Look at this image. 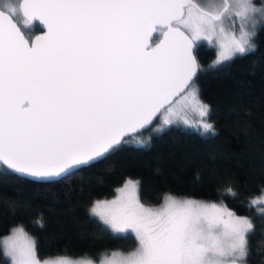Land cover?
<instances>
[{
    "label": "snow or ice",
    "instance_id": "6c2138e0",
    "mask_svg": "<svg viewBox=\"0 0 264 264\" xmlns=\"http://www.w3.org/2000/svg\"><path fill=\"white\" fill-rule=\"evenodd\" d=\"M17 11L0 8V162L37 179L90 166L157 118L190 124L188 110L207 117L193 87L197 42L216 43L215 67L250 51L256 28L264 27V6L253 0H22L23 24L38 20L45 29L34 38L18 26ZM230 16L240 21L238 34L223 26ZM198 124L214 130L203 119ZM138 190V181L127 180L115 199L91 207L113 233L131 231L138 241L127 254H102L99 264H242L248 256V217L170 195L146 207ZM260 204L264 195L249 206ZM0 252L10 264H96L41 260L23 227L0 239Z\"/></svg>",
    "mask_w": 264,
    "mask_h": 264
},
{
    "label": "trees",
    "instance_id": "16d2710c",
    "mask_svg": "<svg viewBox=\"0 0 264 264\" xmlns=\"http://www.w3.org/2000/svg\"><path fill=\"white\" fill-rule=\"evenodd\" d=\"M32 29L40 31L36 23ZM194 54L200 66L195 82L213 131L169 126L146 145L125 143L51 182L18 176L0 164V239L13 227H23L41 259L59 255L98 261L105 253L130 252L138 245L135 235L113 233L90 214V207L132 178L145 205L159 204L171 193L219 201L247 215L254 231L246 238L245 264H264V214L257 205L249 206L252 198L264 195V27L258 28L250 51L215 67L214 47L199 43ZM229 188L235 195L228 194ZM0 264H10L2 252Z\"/></svg>",
    "mask_w": 264,
    "mask_h": 264
},
{
    "label": "rangeland",
    "instance_id": "374dc122",
    "mask_svg": "<svg viewBox=\"0 0 264 264\" xmlns=\"http://www.w3.org/2000/svg\"><path fill=\"white\" fill-rule=\"evenodd\" d=\"M20 1L21 0H0V8H3V6L5 5V4H8V5H10V6H15L17 9H18V11H17V13H16V16H15V19H16V21H17V23L19 24V26L21 27V30H23L24 32H25V34L26 35H29V36H32V35H34V33L32 32L33 31V29H32V27L34 26V24L35 23H32V24H30V25H28V26H25L24 24H23V19H24V17H22V15H21V13H20V11H19V3H20ZM198 2H200L202 5H206V4H208V3H220V2H222V0H198ZM253 3H254V5L257 7V8H260V7H262V6H264V0H253ZM239 24H240V21H239V19L238 18H236L235 16H230V17H226L225 19H224V24H223V26L225 27V29H226V31H236L237 32V34H238V31H239ZM258 28L259 27H257L256 28V32L258 31ZM251 30V29H250ZM199 43H205V44H208L209 46H212V47H214V49H215V53H216V58L213 60V61H215L216 59H217V53H218V51H219V48H218V46L216 45V43L215 42H213L212 44H209L207 41H198L197 42V44H199ZM252 43H253V45H254V40L252 41ZM237 55V54H236ZM212 64H213V62H212ZM193 87H195V88H197L198 89V91H199V85H197L196 84V82L194 81V84H193ZM200 97V96H199ZM200 99H201V97H200ZM177 107H179V105H177ZM185 116H186V118L189 120V121H191L192 123H190V124H184L183 123V121L182 120H177V121H175L173 124H170V125H163L162 124V118H157L156 119V121L149 127V128H147L144 132H140V133H137V134H135V135H131V136H128V137H126V140H127V143H130V144H133V145H146L147 144V142H148V140L150 139V137H151V135H153V134H157V132H161V131H163L164 129H167V127H169V126H180V127H184V128H190V129H194V130H200V131H205L202 127H200L199 126V124H198V121H200L201 119H203L205 122H208V123H211L212 124V122H211V120H210V118L208 117V115H207V117H204V118H201L200 116H199V114L198 113H196V112H194V111H191V110H188V111H186V113H185ZM140 141H143V143H140ZM133 180V181H137L136 179H132V178H128L127 180ZM126 180V181H127ZM125 181V182H126ZM125 182L123 183V184H121V186H119V187H117V189H116V191H115V193H114V195L112 196V197H106V198H104V199H96V201L97 200H113V199H115L116 198V196L118 195V192H117V190L118 189H120V188H122L123 186H124V184H125ZM166 195H170V196H172V197H174V198H176V199H178V200H193V201H197V202H201V203H206V204H211V203H215V204H217V205H220V206H223V207H226L228 210H230L229 208H228V206L225 204V203H222V202H219V201H207V200H204V199H202V200H200V199H197V198H190V197H186V196H177V195H173V194H166ZM165 195V196H166ZM165 196L163 197V199L160 201V203L159 204H156V205H145L146 207H152V208H157V207H159V206H161L162 204H163V202H164V198H165ZM261 195H257L256 197H260ZM255 198V197H254ZM253 199V198H252ZM141 202V201H140ZM142 203V202H141ZM93 204H94V202L92 203V205H91V207L93 206ZM143 204V203H142ZM90 207V208H91ZM257 207L258 208H261V207H264V204H260V205H257ZM231 211V210H230ZM236 215H239V214H237V213H235ZM239 216H244V215H239ZM245 217H248L247 215L245 216ZM96 218H98V217H96ZM107 226V225H106ZM18 226H16V227H13L9 232H8V234H6V235H4L2 238H4V237H6V236H8V235H11V233H12V230L14 229V228H17ZM108 227V226H107ZM129 232H131V231H129ZM128 232V233H129ZM132 233V232H131ZM134 234V233H133ZM30 235V234H29ZM135 235V234H134ZM31 236V235H30ZM32 237V236H31ZM1 238V239H2ZM33 238V237H32ZM247 238V237H246ZM34 239V238H33ZM137 247H138V245H137ZM136 247V248H137ZM132 251H135V249L134 250H130V252H132ZM121 252V251H120ZM123 253H125V254H127V253H129V252H123ZM110 254V253H109ZM48 258H55V257H45V259H48ZM71 258V257H70ZM101 258V257H100ZM99 258V259H100ZM41 259V258H40ZM73 259H75V258H73ZM78 259V258H77ZM99 259H98V261H95L96 262V264H99ZM10 260V259H9ZM41 260H44V259H41ZM246 260V259H245ZM245 260L242 262V264H245ZM238 264H240V262H238Z\"/></svg>",
    "mask_w": 264,
    "mask_h": 264
},
{
    "label": "water",
    "instance_id": "95a60500",
    "mask_svg": "<svg viewBox=\"0 0 264 264\" xmlns=\"http://www.w3.org/2000/svg\"><path fill=\"white\" fill-rule=\"evenodd\" d=\"M22 2V0L20 1V3ZM19 3V4H20ZM21 13V12H20ZM21 15H22V13H21ZM22 17H23V15H22ZM16 20V19H15ZM17 22V21H16ZM37 25H38V27H39V29H40V31H38V32H36L34 35H32V36H30L29 38H34L35 36H37V35H40L45 29H44V26L38 21V20H36V21H34ZM18 24V23H17ZM18 26H19V24H18ZM23 31V30H22ZM24 32V31H23ZM24 34H25V32H24ZM25 36L26 37H28L26 34H25ZM196 48V47H195ZM195 50V49H194ZM193 54H194V52H193ZM195 55V57H196V54H194ZM196 59H197V57H196ZM197 62H198V60H197ZM196 78H197V76H196ZM195 78V79H196ZM195 79H194V81H195ZM156 121V119L154 120V122ZM153 122V123H154ZM152 123V124H153ZM151 124V125H152ZM150 125V126H151ZM150 126H147L145 129H141V130H139V132L138 133H140V132H144L147 128H149ZM129 136H131V135H129ZM108 155V154H107ZM103 159V158H102ZM100 160V159H99ZM0 164L3 166V167H5L6 169H10V168H8L6 165H3V163L2 162H0ZM82 167H84V166H82ZM82 167H80V168H82ZM11 171H13L12 169H10ZM14 172V171H13ZM14 173H16V172H14ZM18 176H22V177H25V178H27V179H32V180H35V181H39V182H42V181H46V182H51L52 180H59V179H62L64 176H67L68 174H66V175H64V176H61V177H52V178H47V179H37V178H33V177H27V176H23L22 174H19V173H16Z\"/></svg>",
    "mask_w": 264,
    "mask_h": 264
}]
</instances>
